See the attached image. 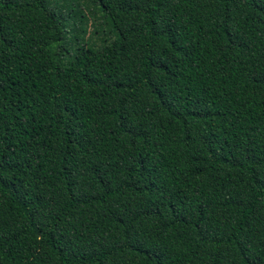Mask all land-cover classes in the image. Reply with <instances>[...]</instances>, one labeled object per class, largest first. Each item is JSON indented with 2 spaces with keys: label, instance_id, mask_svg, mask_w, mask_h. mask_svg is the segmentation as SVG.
Segmentation results:
<instances>
[{
  "label": "trees",
  "instance_id": "trees-1",
  "mask_svg": "<svg viewBox=\"0 0 264 264\" xmlns=\"http://www.w3.org/2000/svg\"><path fill=\"white\" fill-rule=\"evenodd\" d=\"M87 1L0 0V264H264V0Z\"/></svg>",
  "mask_w": 264,
  "mask_h": 264
},
{
  "label": "rangeland",
  "instance_id": "rangeland-1",
  "mask_svg": "<svg viewBox=\"0 0 264 264\" xmlns=\"http://www.w3.org/2000/svg\"><path fill=\"white\" fill-rule=\"evenodd\" d=\"M70 1L71 8L77 11L73 12L71 18L68 19V41L78 36L84 42L91 40L97 42L101 35L104 36L105 21L101 11L87 0Z\"/></svg>",
  "mask_w": 264,
  "mask_h": 264
}]
</instances>
